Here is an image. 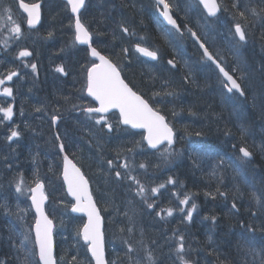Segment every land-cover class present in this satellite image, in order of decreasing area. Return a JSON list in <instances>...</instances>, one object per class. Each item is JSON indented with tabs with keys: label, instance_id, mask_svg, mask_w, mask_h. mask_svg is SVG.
<instances>
[{
	"label": "trees",
	"instance_id": "16d2710c",
	"mask_svg": "<svg viewBox=\"0 0 264 264\" xmlns=\"http://www.w3.org/2000/svg\"><path fill=\"white\" fill-rule=\"evenodd\" d=\"M42 1L43 20L37 32V42L39 44L40 41H47L54 47L52 51L56 60H53L50 68L47 69L39 60L36 46L31 48L33 53L31 58L37 66V77L29 71L21 77L19 75L15 90L23 87L24 90H40V93L43 89L49 92L52 89L59 91L60 87H56V84L66 87V81L74 84L75 87L74 89L70 87L73 91L66 89L63 93H56L50 99L41 96L38 92L36 96L15 98L14 120H18L22 138L16 141L14 146H10L6 139H0V149L5 146L12 151L10 153L4 151L7 159L0 160V172L3 175L13 172L16 176L20 170L27 168L45 180L48 191V181H50L56 193V196H53L49 191L47 209L50 216L56 222L50 207L58 203L63 207L66 216L74 219L69 213L68 199L60 179L61 158L54 135L56 130L52 127V117L59 115L61 120L58 127L62 129V124L66 127L65 132L60 134L65 150L88 176L93 195L105 220L108 263L114 264L116 259L123 264L129 263L132 256L127 252L129 240L125 237L128 227L127 215L124 213L119 215L121 218L118 216V220L114 219L115 223L112 224L108 214L113 210H109L99 200V191L109 186L116 189V195L120 197L121 194L125 195L122 193L125 189V179L115 178L113 185H106L107 181L102 179L103 175L109 176L115 173L113 169L109 170L108 160H112L115 166L113 168L115 171L118 170V152L105 147L110 146L105 145L107 140L101 141L102 144L98 143L95 137L85 133L79 125L77 128L72 120L74 111L89 102L86 97L83 100L84 71L80 68L89 63L88 53L86 54V50L74 42L71 47L68 41L66 42L70 34L73 36V18L66 4L59 0ZM169 1L183 30V35L177 34L161 23L156 15L153 0H86L81 13V19L92 32L98 49L106 53L110 51V48L115 47L117 55L114 57L109 55V57L120 67L129 84L166 116L176 132L177 142L173 147L176 152L175 157L161 159L158 166L148 165L141 177L145 179L146 175L154 174L162 169L164 173L172 175L175 179L176 173H182L188 165L190 170L194 168L196 171L192 175L195 179L189 175L184 176L185 174L175 179L176 185L183 187L182 190L187 191L191 196V202L197 205L192 220H182L184 231L183 228L175 229L171 221L160 220L156 213H153L152 208H148V212L144 213L143 217L137 215L136 219L144 227L143 219L151 218L155 224L154 230L157 233H159L158 229L163 230L168 237H176L178 233L186 237L185 244L193 251L191 260L194 264H261L264 260V17L253 18L246 8H256L259 11L261 7H264V0H219L221 12L215 20L207 19L195 0ZM182 2L189 4L190 11L183 10L189 19L186 16L181 17L184 6ZM178 4L182 8L181 11L177 7ZM241 11L245 12L247 21L239 16ZM190 12L194 13L196 18L191 17ZM236 23H240L244 28L246 33L244 42L238 41L233 33V26ZM185 25L194 29L211 49L212 54L222 61L229 71L235 73L241 81L245 93L243 97L237 93L228 94L225 91L217 70L202 58L200 51L186 32ZM124 27L128 28L127 33L123 32ZM168 30H171V35L168 34ZM55 36H61L63 40L60 41ZM142 37L145 38L144 43L160 54L162 64L157 69L149 70L146 66L148 63L133 52L134 42ZM118 42H121L119 47L116 44ZM167 59L175 61V70L164 65ZM74 60L76 63L80 62L78 83L71 71L75 67ZM14 63L20 67L22 59L14 60ZM60 66L64 67L66 74L56 71ZM140 67H143L141 71ZM67 92L72 96H69V102L65 103L60 100V96H68L65 94ZM154 93L158 95H153ZM20 100L26 106L25 110L18 108ZM163 100L164 105L157 103ZM37 108L41 110L37 111ZM226 115L235 117L234 121L238 125L236 126L234 122L231 125L227 119L223 120ZM252 119L257 121L256 132L248 135L243 126L245 122ZM5 128L6 124L0 123L2 136L8 132ZM99 128L105 136H115L124 130L120 126L116 127L115 123L110 133L104 129L103 125ZM27 145H30L29 153L25 149ZM242 146L252 153L251 160L240 159L239 148ZM137 148L145 151L144 144L141 142ZM129 154V151H124L119 157ZM77 155L83 156L89 162L88 168L83 167ZM20 158L28 160L24 163L25 167H22ZM220 160H223L224 164L220 169L222 182L218 184L217 177L211 176L210 172ZM236 165L239 166V172L233 170ZM202 170H206V174ZM25 173L28 171L26 170ZM121 174L124 176L123 172ZM218 187L219 191L225 195L221 196L217 192ZM256 187H258L257 190ZM169 190L170 186L166 185L163 191L169 192ZM208 193L215 195V199L212 195H207ZM253 193L259 199V204L253 198ZM149 196V203H154L152 196ZM133 197L136 205L142 207V201L137 200L134 193ZM153 198L155 202H160L157 197ZM26 203L30 211L29 204L27 201ZM233 203L236 205L235 208L232 207ZM117 211L119 209L115 208V212ZM29 215L32 216L31 211ZM198 217L203 218L204 225L208 227L207 231L202 232L199 229L196 232L195 222ZM212 217H215V223ZM80 227L81 223L78 225L64 223L63 227L56 231V255L63 254L68 264H74L72 257L77 253L79 261L92 264L87 248L78 235ZM194 233H197L195 237L198 238L197 243L194 242L195 245H192L188 237H193ZM115 235L123 237H115ZM18 236L6 244L0 243V258L10 264L17 260L18 252L12 254V249L15 248L17 251L20 243V235ZM113 237L116 241L115 247H119L115 258L112 256L110 246ZM220 237L229 238L224 241ZM173 240L176 242V239ZM221 243L225 244L223 251L219 248ZM32 246L35 252L33 243ZM194 248L198 250L195 251ZM60 250L63 252L60 253ZM159 254L160 252L155 254L157 262L160 259ZM34 264H38L36 252Z\"/></svg>",
	"mask_w": 264,
	"mask_h": 264
},
{
	"label": "snow or ice",
	"instance_id": "6c2138e0",
	"mask_svg": "<svg viewBox=\"0 0 264 264\" xmlns=\"http://www.w3.org/2000/svg\"><path fill=\"white\" fill-rule=\"evenodd\" d=\"M66 3L70 6L71 12L75 14L74 43L87 45L91 57L94 58L90 63L83 65L82 69L85 74L87 94L93 97V99L98 102L99 106L82 108L81 110L89 114H100L98 117L90 116V119L95 120V123L98 125H105L109 131L112 130V124L107 122V114L113 109L118 110L120 123L128 125L133 129H143L146 133L144 139L147 140L148 145L154 149L164 145V148L161 150V156L164 159L170 158L174 154L172 146L175 143V133L173 132L172 127L166 122L165 116L160 114L158 110L154 109L149 104L148 100L142 95L137 94V92L125 82L121 76V69L116 64L105 55H102L96 47L92 46L93 34L80 19V10L84 7L85 0H66ZM199 3L204 6L208 16L215 17L220 11V5L217 0H199ZM156 4L158 7L161 5L163 6L162 11H160V16L163 17V20L166 21L168 25H171V28L174 29L177 34L183 35L180 26L171 14V6L167 0H156ZM235 6L236 5L234 4V7ZM0 7L4 8V11L7 13V21H12L15 25L11 27V32H13L16 38L19 39L21 36V28L19 24H16L15 21H13L11 9L3 4V0H0ZM19 7L23 8L24 12L27 13L26 23L29 27H35L40 22L39 3L27 4L24 3L23 0H20ZM246 11H249L253 18L264 17V7H261L259 11H257L256 8H246ZM239 16L245 21L248 20L244 11L239 12ZM187 31L191 37L199 43V47L203 50V56L206 57L208 61L215 64L216 68L219 69V72L223 74L226 81L224 86L227 91L232 93L233 90H235L236 93L243 97L245 93L241 84L237 82V79H234L228 71H225L224 67L220 65L216 57H214L205 44L199 42V37L191 28H188ZM123 32L127 33L128 28L124 27ZM168 34L171 35V30H168ZM49 35H51V33H49ZM235 35L239 37V41H246V33L240 23L235 24ZM123 51L126 52L127 49H123ZM136 51L153 60L157 59L156 51L149 50L147 47H141L139 43L136 45ZM31 55L32 53L27 50L19 52V57L22 59V62L23 58ZM168 63L175 67L173 61L169 60ZM31 68L32 71L35 72L36 64H31ZM56 71L65 73L63 66L57 67ZM19 75L20 73L17 71H10L6 76V79L10 82L13 80V77ZM3 85H5V79H0V86ZM167 94L171 95L172 93ZM0 95L11 97L13 95V88L11 86L0 88ZM153 95H158V93H154ZM64 99L67 102L70 100V97H65ZM73 107L78 106L73 105ZM36 110L40 111L41 109L37 108ZM0 112H3L4 119H12L13 108L11 106L0 108ZM59 119L60 117L58 116L52 117L53 123L57 122ZM16 127L18 128L19 126L17 125ZM20 135L21 133L19 131L13 129L11 130L10 136H8V140L11 141L13 138H19ZM197 135H199V133H197ZM56 139L57 141H60L58 144L59 151L64 153V143L60 140L59 133H56ZM127 151L131 152L132 149L128 148ZM240 152L242 153V156L240 157L242 161L245 158L250 159L252 157V153L244 147L240 148ZM119 155L120 152L118 151L117 159H119ZM62 161L63 180L67 185V192L75 200V204L71 206V210L72 212L83 213L87 216V223L83 224L82 228L78 229V235L82 236L83 242L87 246V252L91 253V259L95 261V264H106L102 232L103 219L100 215V210L96 207L92 198L89 189V181L85 178L81 168L78 167L73 160L69 159L66 153L62 157ZM107 164L109 170L113 169L114 162L112 160H108ZM223 164V160L218 161L216 167L210 172L211 176L217 177L218 184L222 182L220 169ZM119 167L125 169L124 177L131 181L129 188L134 195L146 204L148 208L155 207V203H149V193L153 196L157 195L160 189L165 187V185L160 184L158 187L151 188L145 187V185L132 174L134 166L129 163L127 157L124 158L123 163L119 164ZM139 167L145 168V165L141 163L139 164ZM233 170L239 172V166L236 165ZM114 174L118 180L121 179L122 174L119 170H116ZM11 183L14 184L16 193L29 192L31 194L30 207L35 209L36 214L34 225H26L25 230L20 233V243L17 247L18 255L16 259L19 261V264H34L35 252L33 249L26 247L31 240L34 247L38 248L39 261L42 262V264H57V255L55 253L53 242L55 225L53 224V221L49 219L44 210V205L48 200V196L45 193V184L35 173L33 174L32 181L27 182L22 172H18ZM168 183L176 184V181L169 178ZM217 192L221 196L225 195L223 192L219 191V187L217 188ZM207 195H212V198L215 199V195L211 193H208ZM253 198L256 199L258 204L260 203L259 199L256 198L255 193H253ZM190 199L191 196L185 194L184 198L179 201L180 204L188 206L187 211L183 208L180 209L183 213V218L188 221L192 220V214L197 208V205L194 202L189 206ZM0 207H3L8 211V206L6 204H2ZM232 207L235 208L236 205L233 203ZM161 211H166L167 216L171 217L174 210L168 208L162 209ZM24 212L25 209H21L17 206L16 212L12 214L16 215L18 219L23 220L24 216L21 215V213ZM125 215H128V213L126 212ZM161 218L163 219L164 217L162 216ZM131 219L132 217L129 216L130 221ZM211 219L213 220V223H215V217H212ZM33 229L35 232L34 237L31 236ZM121 231H123V229H121ZM128 232H132V227L128 228ZM177 238L178 246L175 251L178 254V259L181 261V264H190V262L185 260L182 255H179L185 252L184 237L183 235H179ZM125 243H127V241H125ZM14 247H16V245H14ZM134 251L135 249L133 246L128 244V254ZM77 256L78 253L72 257L74 264H83V261H79ZM146 259L148 264H155L151 251H147ZM60 260H64L63 254L60 256ZM137 264H139V262H137ZM261 264H264V260L261 261Z\"/></svg>",
	"mask_w": 264,
	"mask_h": 264
},
{
	"label": "rangeland",
	"instance_id": "374dc122",
	"mask_svg": "<svg viewBox=\"0 0 264 264\" xmlns=\"http://www.w3.org/2000/svg\"><path fill=\"white\" fill-rule=\"evenodd\" d=\"M47 3L49 4V1H47ZM3 4L11 9V15L13 17V21H15L16 24H19V26L21 28V36H22L23 27L16 18L18 11H17V8L15 6V1L14 0H3ZM13 26H15V25L12 23V21H7V13L4 11V8L0 7V45H6L7 44V49L8 48H17V47L20 48L21 46L24 45L22 42L23 39L21 38V36L19 39H17L15 34L13 32H11V27H13ZM61 33H62V31H61ZM69 36L70 37L67 38L66 42L68 41L69 46L71 47L74 40H73V36H71V34ZM29 37L30 36L28 35L26 37V39L29 40L30 39ZM208 41L211 42V40L209 38H208ZM53 48L54 47L50 46V44L47 41H44V42L40 41L39 44H38V42L36 43V50H37V52H39V60L43 63V66H46L47 69L50 68L49 66H50L51 62H53V60H56V56L55 55L53 56V54H54V52L52 51ZM18 50L19 51L15 55V58H17V59H21L19 57L20 51H23V50L29 51L27 47H21ZM1 51H2V53H5V48H3ZM6 56H8V55H6ZM25 58H27V57H25ZM10 62H11V59H7L6 61H3L2 59H0V69H1L0 70V79H5V85L0 86V88L8 87V86H11L13 88L12 83L15 82V79H14L15 77H13V80L10 82L7 81V79H6V76L10 71H15V69L9 70L11 67L9 64ZM74 63H75L74 64L75 67H77V68L75 69V67H73L72 69L71 68L70 69L74 75V78L76 79V81L78 83L79 79H80L78 76V70H79V63L80 62L76 63V61L74 60ZM146 66L150 70V69H157L158 66H160V64H149V65L147 64ZM5 71H6L5 75L2 76ZM46 88H47V86H46ZM14 94H15V90L13 89V95L10 97L11 99L14 98ZM4 97L5 96L0 95V108H5V107L10 106L9 99L8 98L5 99ZM2 102H5V105L2 106ZM157 103L164 105V100L158 101ZM14 116H15V112H13L12 119L7 120V121H10L12 123L11 126L5 128L8 132H6V134H4L3 136L0 133V139H6V141L11 144L10 146H14L15 145L14 143L16 141L20 140V138H21V135H20L19 138H13L11 141L8 140V136H10L11 130L15 129V130L19 131V129L16 127V122H14ZM3 117H4L3 112H0V123L5 122ZM72 120L75 122V125L77 126V128H79L78 127V125H79L81 128H83L85 133L90 134V136H92V137H94L96 135V132H98V134L100 132L99 125L95 123V120L90 119V117H88V116L73 117ZM80 122H85V125L84 124L80 125ZM65 128H66L65 125L62 124V130ZM62 132L64 133L65 130H63ZM102 137L104 138V139L103 138L101 139L102 141L107 140L108 138L110 139V140H107L106 141L107 144H105V145H110V146H105V147L112 148L115 150V152H118V151L124 152V151H127L128 148H131L133 150L132 145H138L141 142L142 134L139 135L137 133H133L131 135H128V133L125 132V135H123L120 138H115V136H105V135H102ZM97 142H98V140H97ZM98 143L102 144V142H98ZM28 147H30V145L25 146V149H27V151L29 153ZM175 153L176 152L174 151L172 158L175 157ZM136 159L139 160V163L138 162L135 163ZM161 159H164L161 156V150L157 153H150L147 151L144 152L140 148L138 150H135L134 157H132V160H130V162H131L130 164H132L134 166V170H133L132 174L133 175L138 174V173L144 174L147 164H156L157 165V164H159ZM20 160L22 163L23 162L26 163L25 160H22L21 158H20ZM141 161H143L145 168L139 167V164L142 163ZM30 167H31V164H30ZM24 169H26L28 171V173H25L26 170H20L19 172L23 173L25 180L27 182H31L33 173L30 170H28L27 168H24ZM14 177H15V174L13 172H10V174L7 173V175H3L0 172V205L6 204L8 206V211H6L5 208L0 207V223L2 222L5 226L9 227L10 230H14L15 234L20 235V233L25 230L26 225H32L33 216L29 215L30 211L28 210L27 203H26L27 198L29 196V192L16 193L15 188H14V184L11 183ZM169 178H171V177H169L166 174V177L163 179H158V177L153 176V178H149L148 181L153 183V187H158L161 183H164L166 180H167L166 182H168ZM152 183H150V184H152ZM171 187L172 188H170V190L172 191V193L168 192V194L170 196H168V194L165 195V198L170 197V202H167L168 201L167 199H164V201L160 199L161 200V206L159 207L160 212L158 211L156 213V216L159 215L158 218L160 220H164V222H166V221L172 222L176 218L183 219V213L180 211V209L183 208L185 211L188 210V207L180 204L179 201L184 198L185 194L189 195V193L187 191H186L187 193L186 192L182 193L181 189L183 187L181 188L180 186H177L176 184H171ZM48 188H49V191L51 192V194H53V196H56V193L54 192V189L51 186L50 181H48ZM50 188L52 190H50ZM124 190H125V195L127 197L123 196V198H121L119 195H116V193H115V208L119 209V207H121V206L125 207V211L129 212V216L132 217L131 221L127 219L129 221V225H128L127 230H126L127 236L125 235V237H128V240H129L128 244H131L133 246V248L135 249V251L131 253L132 258H131L129 264L131 263L132 260H133V264H137V262H139V264H145L144 262H145V260H147L146 259L147 251H151L153 257L155 258L156 252L157 253L160 252V254L162 253L161 250L158 251V249L164 248V246H163L164 240H166V239L170 240V239L168 238L167 235H166L167 237L161 235V234H163V232L157 233L154 230L155 228H153V227L155 224L151 219L145 220L144 232L142 231V227L140 226L142 224H141V222L137 221V219H136L135 209L132 206V203H128L130 201V198H131L129 195V188L125 187ZM115 191H116V189H115ZM131 195H132V193H131ZM150 195H151V193H150ZM159 195L160 194H157L156 196H159ZM17 206H19V208H21V209H25V212L21 213V215L24 216L23 220L18 219L16 215L12 214V213L16 212ZM106 207L109 208V210L110 209L113 210V214H108V219L112 224H114L115 220H118V216L120 215V211L115 212L112 205H108ZM161 208L162 209L172 208L174 210L173 215L171 217L167 216V212L166 211L162 212ZM133 210H134V214H133ZM50 211H51V214L54 215V218L56 219V225L58 224L57 229H61V227H63L64 223H66V225H70L73 223L78 225V224L82 223V220L80 218H77V217H74V219H69L66 216V213L64 212L63 207L58 203L51 205ZM125 211L122 212V214L123 213L125 214L126 213ZM162 216L164 217L163 219L161 218ZM129 227H132L131 233L128 232ZM0 228H1V225H0ZM17 228H18V230H17ZM157 231H160V229H158ZM154 232H156L157 234L154 235ZM179 234L180 233H178L176 235V237H172L173 239H176V241H177L176 246H178V238L177 237L179 236ZM157 235L158 236L160 235L162 237L159 238V237H157ZM115 237H123V236L122 235H117V236L115 235ZM115 237H113L112 242L110 244L113 258H115V254H118L117 250L119 249V247L118 248L115 247V243H116ZM153 238H155L154 242L157 243L156 247H152V248H149L148 246L144 247L143 242H145L146 240L149 241L150 239H153ZM185 239H186V237H184V242H185ZM160 241H161V243H160ZM31 242L32 241L30 240L28 242V244L26 245V247L29 249H32V247H33ZM172 248H173V246H172ZM61 252H63V251L60 250V253ZM16 253H17L16 249L13 248L12 254H16ZM16 255H18V254H16ZM60 256L61 255L58 256V263L59 264H68V261L65 258L63 261H61ZM0 264H10V263L5 262L3 258H0ZM12 264H19V263L17 260H15ZM83 264H88V263L83 261ZM114 264H115V260H114Z\"/></svg>",
	"mask_w": 264,
	"mask_h": 264
},
{
	"label": "bare ground",
	"instance_id": "6f19581e",
	"mask_svg": "<svg viewBox=\"0 0 264 264\" xmlns=\"http://www.w3.org/2000/svg\"><path fill=\"white\" fill-rule=\"evenodd\" d=\"M179 3V2H178ZM183 3V9L182 8H180L179 6H180V4H178V7H179V11H181V9H182V16L181 17H184L185 18V12H183V10H189L188 9V7H189V4H187V3H185V2H182ZM190 11V10H189ZM191 13V12H190ZM192 14V16L191 17H193V18H196V15L194 14V13H191ZM188 19H189V16H186ZM165 26V25H164ZM166 27V26H165ZM185 29H186V25H185ZM91 32V31H90ZM70 36H68V38H69ZM55 38L56 39H59L60 41H62L63 40V38H61V36H59V37H57V36H55ZM54 38V39H55ZM92 39H93V46L94 47H96V43H95V40H94V38H93V36H92ZM237 39V38H236ZM238 40V39H237ZM114 42H115V39H114ZM145 42V38H139V39H137L135 42H134V45L133 46H136L138 43L139 44H142V43H144ZM36 43H37V41H35L34 42V45L36 46ZM121 43V42H120ZM120 43L118 42V43H116L117 45H118V47L120 46ZM179 46H181V44L180 43H177ZM215 47V46H214ZM123 48V47H122ZM209 51L211 52V49H209ZM212 53V52H211ZM86 54H87V51H86ZM105 56H108L109 57V55H112L113 57L114 56H116L117 55V51H115V47L114 48H110V51H108V52H106L105 54H104ZM87 56H88V54H87ZM110 59H111V57H109ZM88 60H89V57H88ZM206 62H209L207 59L205 60ZM210 63V62H209ZM137 66H139V64L137 65ZM80 68H82V66H80ZM141 68H143V67H140L139 68V70L141 71L142 69ZM174 70L176 69V66L173 68ZM232 75L238 80V83H240L241 84V81L237 78V76L235 75V73H233L232 72ZM65 86L66 87H64L63 85H61V86H59L58 84H56V87H60V90L59 91H56L55 89H52V91H50L49 92V90L47 91V90H45V89H43V91L40 93V90H32V89H25L24 90V88L23 87H21V89L20 90H15L16 92H15V98L17 99V98H24V97H27V96H29V95H32V96H36V94H37V92H38V94H40L41 96H45V97H47L48 99H50L51 97H53L56 93H59V92H64L66 89L67 90H69V91H73L71 88H73L74 89V84H72V83H70L69 81H66L65 82ZM71 87V88H70ZM241 87H242V84H241ZM243 88V87H242ZM228 94H233L234 92H232V93H229L228 91H227V89L225 90ZM65 94H67L68 96H65V95H61L60 96V100H62L63 102H65V103H67V102H69V100L66 102L65 101V97H71L72 96V94H70L69 92H67V93H65ZM84 97L85 96H83V100H84ZM78 98V97H77ZM19 105H18V108L19 109H21V110H25V105H24V103L22 102V100H20L19 101V103H18ZM228 120L229 122H231V125L233 124V122H234V124L236 125H238V123H236V121H234V119H235V117L234 118H232L231 116H229V115H226V116H224V118H223V120ZM247 123V124H246ZM226 125V124H225ZM234 125V126H235ZM236 125V126H237ZM53 127V126H52ZM244 130H245V132L248 134V135H252L251 133L253 132V134L256 132V127H257V121H256V119H252L251 121H249V122H245L244 123ZM53 129H55L56 130V132L54 133V135H55V139H56V133H59V134H61V133H63L62 131L64 130H62L60 127H58V126H56V127H53ZM102 133H100L99 132V134L98 133H96V139L98 140V142H101L102 140ZM123 136V134L122 133H117L116 134V138H120V137H122ZM22 138V137H21ZM56 141H57V139H56ZM57 143H58V141H57ZM105 144H107L106 142H105ZM133 147V150L130 152V154L129 155H125V156H120L119 157V164H121V163H123L124 162V158L125 157H127L128 158V161L130 162V160H132V157H134V153H135V150H138V148H136L138 145H132ZM243 147V146H242ZM241 148V147H240ZM245 148V147H244ZM3 150V151H2ZM4 151L6 152V153H10V152H12L11 151V149H8V148H6L5 146H3V148L2 149H0V160L1 161H4L5 159H7L6 158V155L4 154ZM120 153H124V152H120ZM128 154V153H127ZM77 157H78V159H80V161H81V163H82V165H83V167H85V168H88L89 167V162L83 157V156H80V155H77ZM145 160V159H144ZM143 160V161H144ZM143 161H141L142 163H143ZM3 163V162H2ZM25 162H23V164H22V167H25V164H24ZM26 163H27V161H26ZM148 165H150V164H147V166ZM154 164H151L150 165V167H152ZM4 166H5V164H4ZM3 166V167H4ZM115 167V166H114ZM113 170H114V172H115V168H113ZM118 170L122 173V172H125V169H123V168H120V167H118ZM156 170V169H155ZM205 171L206 170H202V172L204 173V174H206L205 173ZM190 172V173H189ZM195 169L194 168H192L191 170H190V166L188 165L187 167H185V169L182 171V173H176L177 175H176V177L177 178H179V175L181 176V174H182V176L184 175V176H186V175H189V176H192L193 174H195ZM197 175V174H196ZM153 176H157L158 177V179H163V178H165L166 177V174L164 173V171H162V169H159V170H157L156 171V173H154V174H149V177L150 178H153ZM194 179H195V177L194 176H192ZM115 174L114 175H109V176H105V175H103L102 176V179H104V180H106L107 181V183H106V185H113V180H115ZM177 178H175V179H177ZM197 179H198V177H197ZM206 179H207V177H206ZM148 183H151V182H149L148 180H146ZM255 187V186H254ZM259 187V186H258ZM258 187H256V190L258 189ZM112 187H107L105 190L103 189L101 192L99 191V200H100V202H102V204L103 205H105V206H108V205H112L113 206V208H114V210H115V188L113 187L112 189H111ZM233 189H234V187H233ZM50 190H52V189H50ZM123 193H125V190H124V192ZM171 193H172V191H171ZM168 194V192L167 193H163L162 195V198H164V199H167L168 201L167 202H170V197H167V198H165V195H167ZM111 195V196H110ZM168 196H170L169 194H168ZM123 197V195L121 194V198ZM111 198V199H110ZM164 199H163V201H164ZM152 200H153V202L155 203V207H153L152 208V211H153V213H157L158 212V209H159V207L161 206V203L159 202V203H157V202H155V198H153L152 197ZM130 201H131V203H132V206L134 207V209H135V212H136V216L137 215H139L140 217H143L144 216V213L146 214L147 212H148V207H146L147 205L146 204H144L143 202H142V207H140V206H138V205H136L135 204V202L133 201V199L132 198H130ZM130 201L128 202V203H130ZM193 202V201H192ZM195 203V202H194ZM127 204V203H126ZM125 204V205H126ZM196 204V203H195ZM122 210H124L125 211V207H119V211H120V215H122ZM144 210V211H143ZM126 212V211H125ZM208 213H209V211H207ZM128 213V216L126 217V224H127V221L129 220V212H127ZM109 214H113V212L111 211ZM149 216H152L151 214H149ZM120 217V216H119ZM121 218V217H120ZM150 218V217H149ZM128 219V220H127ZM151 219V218H150ZM143 221H145L144 219H143ZM2 223V222H1ZM0 223V225H1V228H0V243H3V244H6V243H8L9 241H12V240H14V239H16V238H18L19 236L17 235V234H15L14 232V230H10L9 229V227H7V226H5L3 223L1 224ZM172 223L174 224V225H172L175 229H181V228H183L182 227V219L181 218H176V219H174L173 221H172ZM128 225H129V221H128ZM141 227H142V231L144 232V227L142 226V225H140ZM139 227V226H138ZM195 227H197V229H196V232H197V230H201L202 232H205V231H207V229H208V227H206L205 225H204V223H203V218L202 217H198V219L196 220V222H195ZM17 230H18V228H17ZM185 229L183 228V231H184ZM163 232V230H160L159 231V233H162ZM157 233L156 232H154V235H156ZM182 234H184V233H182ZM196 234L197 233H194V234H192L193 235V237H188V241H189V243H191L192 245H195L194 244V242L195 243H197L196 242V239L198 238V237H195L196 236ZM161 235H163V236H165V237H167L166 235H167V233L166 232H164L163 234H161ZM157 237H162V236H158L157 235ZM170 240H164V242H163V246H164V248L163 249H160L161 250V254L159 255V257H160V259L158 260V262L157 263H155V264H176L175 263V260H174V258L170 255V252H169V250L172 248V246L175 244V241L173 240V238L172 237H168ZM221 239H223L224 241H226V240H228V238L229 237H220ZM155 241V238H153V239H150L149 241H145V242H143V245H144V247H146V246H148L149 248H152V247H156V242H154ZM160 243H161V241H160ZM162 246V247H163ZM225 246V244H223V243H221V245L219 246V248H220V250H222L223 251V247ZM195 249V251L196 250H198V249H196V248H194ZM225 251V250H224Z\"/></svg>",
	"mask_w": 264,
	"mask_h": 264
},
{
	"label": "water",
	"instance_id": "95a60500",
	"mask_svg": "<svg viewBox=\"0 0 264 264\" xmlns=\"http://www.w3.org/2000/svg\"><path fill=\"white\" fill-rule=\"evenodd\" d=\"M63 1H65L66 2V0H63ZM198 2H199V0H197ZM155 2H156V0H155ZM25 3V2H24ZM36 3H39L40 4V6H41V2H36ZM28 4V3H27ZM200 4V3H199ZM201 5V7L203 8V10L205 11V13L207 14V11H206V9L204 8V6L202 5V4H200ZM157 8H158V16H159V18L164 22V24L165 25H167V26H170L171 27V25H168L167 24V22L166 21H164L163 20V17L162 16H160V11H162V9H163V6L161 5V6H157ZM83 9V8H82ZM82 9L80 10V13H81V11H82ZM20 10L27 16V13L26 12H24V10H23V8H21L20 7ZM69 11H70V13H71V15L73 16V18H74V31H75V14H73L72 12H71V10H70V6H69ZM219 13V12H218ZM217 13V14H218ZM173 16V15H172ZM207 16H208V14H207ZM208 17H211V16H208ZM174 18V17H173ZM212 18V17H211ZM40 21H41V9H40ZM40 23V22H39ZM39 23L35 26V27H29L28 25V27L29 28H36L38 25H39ZM238 37V36H237ZM192 39H193V41L197 44V46L199 47V43L198 42H196V40L192 37ZM238 39H239V37H238ZM199 42H202L201 40H200V38H199ZM78 44V43H77ZM78 45H80V44H78ZM80 46H85V47H87L88 48V46L87 45H80ZM93 46V45H92ZM141 46V45H140ZM94 47V46H93ZM141 47H144V46H141ZM134 49H135V51H136V46L134 47ZM199 49L201 50V52H203V50L199 47ZM149 50H151V49H149ZM88 51H89V56H90V58L91 59H94L93 57H91V55H90V50L88 49ZM142 58H145V59H147V60H149V61H155V60H153V59H151L150 57H147V56H144V55H142L141 53H139L138 51H136ZM103 55V54H102ZM157 58H158V55H157ZM206 58V57H205ZM207 59V58H206ZM157 60V59H156ZM98 62V61H97ZM171 65V64H170ZM175 65V64H174ZM215 65V64H214ZM221 65V64H220ZM172 66V65H171ZM222 66V65H221ZM173 67V66H172ZM223 67V66H222ZM218 69V68H217ZM225 69V68H224ZM219 70V69H218ZM225 71H227V70H225ZM221 75H222V77H223V74L222 73H220ZM230 75H232L231 73H229ZM233 76V75H232ZM233 78L234 79H236L234 76H233ZM223 79H224V77H223ZM224 81H225V79H224ZM126 82V81H125ZM226 82V81H225ZM238 82V81H237ZM233 91H235V90H233ZM86 94H87V91H86ZM138 94V93H137ZM140 95V94H139ZM87 96L89 97V98H91L92 100H93V102H95L96 103V107H98L99 105H98V102H96L94 99H93V97H91V96H89L88 94H87ZM111 112H117L118 113V110H115V109H113ZM111 112H109V113H111ZM108 113V114H109ZM100 115V114H99ZM118 115H119V113H118ZM59 121V120H58ZM58 121L57 122H55V123H53V126L54 127H56L57 126V123H58ZM121 125L122 126H126V127H129V128H131L130 126H128V125H123L122 123H121ZM132 130H134V131H142V132H144V130L143 129H133V128H131ZM146 135V133L144 132V136ZM145 140V143L147 144V146L150 148V149H154V148H151L149 145H148V143H147V140L146 139H144ZM60 142V141H59ZM62 154V157H63V155L65 154V151H64V153H61ZM241 155H242V153H241ZM69 157V156H68ZM69 159H71L70 157H69ZM72 160V159H71ZM62 172H63V165H62ZM61 177H62V180H63V175L61 174ZM86 178V177H85ZM87 179V178H86ZM63 182H64V180H63ZM64 185H65V189H66V193H67V195L69 196V198L71 199V200H73V204H75V200H74V198L67 192V185H66V183L64 182ZM89 189H90V185H89ZM90 192H91V189H90ZM92 194V193H91ZM92 198H93V196H92ZM93 200H94V198H93ZM29 201H30V204H31V199H30V197H29ZM95 202V201H94ZM46 203H47V201H46ZM46 203H45V205H44V210H45V212H46ZM96 204V203H95ZM96 207L98 208V206L96 205ZM99 209V208H98ZM32 210H33V213H34V215H36L35 214V209L34 208H32ZM70 212L72 213V214H74V215H77V216H82V217H84L85 218V222H84V224L85 223H87V216L85 215V214H83V213H79V212H72V210L70 209ZM46 214H47V212H46ZM48 215V214H47ZM100 215H101V213H100ZM49 217V216H48ZM101 217H102V215H101ZM49 219H50V217H49ZM103 219V218H102ZM34 225V224H33ZM103 228H104V222H103V225H102V232H103ZM33 235H35V232H34V229H33ZM103 238H104V233H103ZM81 239H82V236H81ZM53 242H54V234H53ZM82 242H83V239H82ZM84 243V242H83ZM54 247H55V243H54ZM36 250H37V258H38V262H39V264H42V262H40L39 261V255H38V248H36ZM89 253V255H90V257H91V253L90 252H88ZM104 256H105V243H104ZM92 261H93V264H95V261L92 259ZM105 261H106V257H105ZM106 264H107V262H106Z\"/></svg>",
	"mask_w": 264,
	"mask_h": 264
},
{
	"label": "flooded vegetation",
	"instance_id": "af4514ba",
	"mask_svg": "<svg viewBox=\"0 0 264 264\" xmlns=\"http://www.w3.org/2000/svg\"><path fill=\"white\" fill-rule=\"evenodd\" d=\"M116 121V120H115Z\"/></svg>",
	"mask_w": 264,
	"mask_h": 264
}]
</instances>
